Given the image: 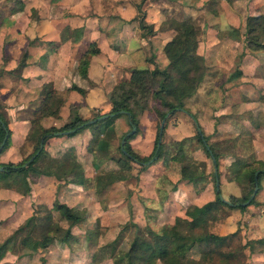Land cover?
I'll use <instances>...</instances> for the list:
<instances>
[{
  "label": "crops",
  "instance_id": "0c3cea01",
  "mask_svg": "<svg viewBox=\"0 0 264 264\" xmlns=\"http://www.w3.org/2000/svg\"><path fill=\"white\" fill-rule=\"evenodd\" d=\"M35 1L37 3H34ZM133 1L134 0H66L63 2L60 0L62 4L66 3L62 7L69 6V11L72 13L70 16H62L61 12L59 15L51 14L52 10H47V7H50L48 6L50 3H45L41 0H28V5L25 6L23 13L19 11L18 5L20 6V3H18L17 0H12L11 4L1 2L0 0V9L4 10V7L7 6V13L10 12L9 15H7V13H3V15L0 13V63L3 64L5 62L3 66L0 65L4 70V72H0V90L3 88L5 89V86L9 85V83H14L12 87L14 91L11 92V87L10 85L8 86L9 93L5 97V101L8 102L7 104L11 106L12 103L18 110L25 109L23 106L27 107V105L32 102L36 105V102L41 97L43 84L50 82L53 84L57 93L63 96L64 104L60 108L58 117L47 116L43 118V121L49 120L48 122L45 121V123H49V125H44V122H41L44 126H60L66 122V118L68 121L69 106L71 104L78 107V110L81 111L79 112L81 116L88 117L92 108L101 109L100 103L104 102L102 98L96 100L97 95H105L107 92L102 89L103 85L101 81L111 79L112 86L113 83L118 80L127 79L130 76L129 69L134 67V64H132L133 61L146 58L144 53L145 49L143 48L147 42H149L150 45L153 44V46L155 43L156 46L155 49H153L154 55L160 53L164 54L166 66L168 59L163 50L164 44L172 37L173 30L178 25L179 21L190 17L197 32L198 45L196 51L204 57L206 63L202 81L195 93L203 83L206 95L204 96L205 99L201 110H196L197 116H199H196V118L199 120L204 134L207 136L208 143L211 142L212 145H215L225 142L227 143L225 145L227 148V146L234 143V141H236V143L238 142L242 135L243 127L248 129L250 125L249 131H254V127L257 129L261 128L258 122H256L254 126L249 124V121L246 119L245 115H243L244 111L253 112L256 109L264 110V77L258 75V72H251L258 64V56L261 55H256L255 52H261L264 51V49L252 50L246 46L244 40L246 17L248 15H256L245 5L246 3L250 4L251 0L250 2L248 0H221L219 3L221 8L217 10L211 7L213 5L208 0H200L197 3H195L194 0H172L171 3L176 5L177 8L171 10L167 3L164 4L162 2L161 4H155V1L158 2V0H144V3L140 7V12L146 13L150 10L148 19L154 22L156 26L155 27L153 23L150 24V29L156 31L155 33L150 32V35L153 34V37H150V35H143L142 32L139 31L141 30L139 29V22L133 19L139 10L133 8ZM165 1L170 3L169 0ZM258 1L264 4V0H254L255 3ZM202 2L204 3L202 4ZM58 3L57 1L56 5H58ZM108 6H111V9H109ZM256 7L257 3L254 9ZM31 8L38 10V17L30 14ZM85 10H88V12H85ZM90 11L93 13H90ZM176 11H181V13L187 11L188 14L186 17L181 18ZM159 12L165 15L163 16L161 14L162 16L158 17L157 13ZM196 16L202 17L198 24L197 21L194 22ZM69 18H76V21L71 22ZM100 19H106L105 22L102 23V26L99 24L97 25ZM156 19L158 23L154 21ZM146 21L145 19L143 20L144 24ZM75 30H79L77 34L79 35L80 41L76 42L78 44L72 42V35ZM92 41L97 43L99 53L91 55L87 69L88 79H83L75 72H71L74 68V59L71 58L72 49L76 47V51L79 50L77 55L74 56L76 61L80 52ZM3 43L5 44L3 45ZM24 51L28 54L25 60L26 65L22 67V69H18L16 67ZM151 57L154 56L151 55ZM235 60L238 63L241 62L243 66L239 64L238 68L232 71V67L229 68V65ZM157 64L159 68L165 67H160L158 62ZM209 68L218 70L223 69L224 72H208ZM9 70H12V73H9ZM230 70L231 72H229ZM209 78H215L217 80V82L215 81L214 83V87H218L217 91L219 94V102L217 105L209 103V99H214L213 91L210 92V90L206 88ZM88 81H91V83L89 84ZM73 82L86 89V97L82 96L76 90L69 88L70 84ZM31 100L32 102H29ZM189 101L190 98L186 102V109L189 106ZM206 101L208 103H206ZM84 102L85 106L83 105ZM81 104L83 108L80 107ZM104 104L107 106H104L105 109H103L102 112H107L110 109L109 101L106 100ZM34 108L35 106L32 110ZM85 110L87 111L86 114H84ZM176 111L168 118H173L174 120L176 118H182V122L185 124L184 128H188V123H192L190 120L191 117L186 114L187 117L184 115H177ZM207 111H210V113L207 114ZM64 112H66V114L63 117ZM118 119L119 117L114 121V124L111 125L112 129L115 123H118ZM18 123L19 126L17 129L13 127V124L11 125L13 130L11 144L2 154H5L7 150L13 146L22 145L27 142L21 135L22 129L24 130L27 125V119L22 117L19 119ZM18 123L16 125H18ZM200 125L197 120L196 124L192 123L195 130L194 136L197 141L196 131H201L198 127ZM263 135L264 134H262V136ZM101 136L97 138V141L101 140ZM187 139L189 140L190 138H188V136L180 139L176 138L173 143H181V141H183L184 144ZM91 141H93L91 130L86 128L80 133L72 136L60 135L50 137L46 142V147L50 154L54 156L59 155V153L63 152L67 147L73 146L77 159L84 164V160L82 159L86 155L85 145ZM260 141L264 144V139ZM253 142L254 145H256L259 143V139H253ZM26 146L28 153V151H30L28 150L30 147L29 143H27ZM180 147H183V145H180ZM174 153L177 152L174 151ZM205 159H199L202 164L201 169L197 170V173H202L207 178L210 170L208 163L210 167L212 163L214 175L215 178H217V165L214 159L212 158V160L210 159L209 161L208 158V162L204 163ZM177 160L180 161V164L184 163L183 166L189 165L185 163V156L183 153L179 155ZM261 160L257 157V161ZM164 162H171V160H164ZM261 163L264 164L263 160ZM229 166L230 168L234 167L237 169L241 167V164L235 159L231 160ZM181 167L177 168L175 164L170 167L171 170L176 171V173H173L174 171L171 172V174L173 173L172 175L168 174L169 179L167 178L168 182L174 185L173 191L176 193L189 192L190 189L189 197H191V205H196L197 207L212 200L214 198L213 193L203 194L201 191L207 189L204 188L205 182H203V185L196 186L189 179L179 180ZM207 168L208 171L206 172L205 170ZM258 170L259 172L261 171L260 169ZM85 175H89L86 169ZM174 175L177 177L175 178ZM40 178L36 181H41L43 179L56 181L52 176H40ZM69 184L78 187L76 190H72V193L75 195L76 193L85 194L83 186L72 183ZM115 185L117 188L122 186L120 182L111 184L112 187H115ZM35 186L34 182L31 191L34 190ZM199 188H201L200 191L202 193L197 190ZM33 195H35V193H31V195H20L17 192H9L1 188L0 210L2 208L1 206L4 204L7 205V202L11 201L14 205V209L9 218L16 224L23 223L32 214L33 206L36 205V203L39 204L42 202L40 199H35ZM32 200L37 201L33 202ZM189 202L190 200L187 201V203ZM185 203L186 202H184V204ZM78 204H80V207H83L80 201L74 204V206L79 207ZM176 205V207H180V204ZM176 217L189 218L186 214L182 215L181 213L180 215L177 213L176 216H174L173 222ZM5 221L6 220L1 221L2 223L0 226H2ZM3 258L4 256L0 259V262Z\"/></svg>",
  "mask_w": 264,
  "mask_h": 264
},
{
  "label": "rangeland",
  "instance_id": "374dc122",
  "mask_svg": "<svg viewBox=\"0 0 264 264\" xmlns=\"http://www.w3.org/2000/svg\"><path fill=\"white\" fill-rule=\"evenodd\" d=\"M41 1L50 3L48 4V6L50 7H47V10H52L51 14L59 15L60 12L62 16H70L72 14L69 11L70 7L68 6L63 8L62 6L66 3L62 4L60 0ZM57 1L59 2L58 5H56ZM62 1L65 2L66 0ZM169 1L170 3L165 0H158V2L155 1V4H161L163 2L164 4L167 3L170 6V10L173 8H177L176 5L171 3L172 0ZM194 1L195 3H197L200 0ZM220 1L221 0H218V2L216 3L211 2L213 5L211 7H214L215 10L221 8V5H219ZM248 1L250 2V0ZM1 2L11 4L12 0H1ZM27 2L28 0H21L20 6L18 5V7H20V13H23L25 6L28 5ZM253 2L254 0H251L250 4L246 3L245 5L251 12H254L255 14H264V4L259 1L256 2L257 7L254 9L256 3ZM34 3L37 2L35 1ZM133 3V8L139 10V12L133 18L135 20H138L139 22V29H141L139 31H141L142 34L146 36L150 35V32L155 33V30L153 31L152 29H150L151 23H153V25L155 26L154 22H151L148 19L150 10H148L146 13L140 12V7L144 3V0H134ZM203 3L204 2H202V4ZM108 7L109 9H111V6ZM7 9L8 7L5 6L4 10L0 9V13L2 15L3 13H7ZM37 11V9L31 8L30 14L32 16L34 15L38 17L39 14ZM85 12H88V10H85ZM176 12L180 15L181 18L186 17V15L188 14L187 11H184L182 13L181 11ZM9 13H7V15H9ZM90 13L93 12L90 11ZM161 14L162 13L160 12L157 13L158 17L165 15ZM142 19L147 20L145 23L146 27L140 26V21ZM201 19V16H196L194 22L197 21L198 24ZM69 20L73 22L76 21V18H69ZM105 20L106 19L98 20L97 25L99 24L100 26H102V23H104ZM154 21L158 23L157 19ZM152 35L153 34H151L150 37H153ZM73 38L74 41L72 42L78 44L76 42L80 41L79 36L75 37L74 35ZM4 44L5 43H3V45ZM144 46L145 47L143 49H145L144 53L146 58L133 61V66L152 68L154 64L158 65V62L160 67H164L166 64V58L164 54H153V49H155L156 46L155 43L153 46V44L150 45L149 42H147ZM78 51H76V47H73L71 58L74 59V68V56L77 55ZM263 52L264 51L255 52L256 55H261L258 56V64L251 71L258 72V75L262 77H264ZM151 55H153L154 57H151ZM151 60L154 62L152 63ZM4 63H0V65L3 66ZM239 64L243 66L241 62L238 63L235 60L232 64L229 65V68L232 67V71H234L236 68H238ZM1 66L0 72H4V70L2 69L3 67ZM74 68L71 72H75ZM208 72H224V70L209 68ZM229 72H231V70ZM208 80L209 81L206 88L210 90V92L213 91L212 93L214 95V99H209V103L217 105L219 102V94L217 91L218 87H214V83L215 81L217 82V80L215 78H209ZM119 81L120 80H118L117 82ZM117 82L113 83V85L111 86V79H105L104 81H101V84L103 85L102 89L107 92L105 93V95H97L96 100L102 98V101H108L109 95H111V88ZM90 83L91 81L89 82V84ZM9 85L11 87L10 91H14L12 90L14 83H9ZM9 85H6L5 89L3 88L0 90V113L6 114L9 120L10 127L13 124V127L17 129L19 126V119H21L22 117L26 119L32 118L33 115H35L33 114L32 108L36 105H34L31 100L29 102L32 103L28 104L27 107L23 106L25 107V109L18 110L17 107H14L12 103L11 106L10 104H7L8 102L5 101V97L9 93ZM203 85L204 84L202 83L197 92H194L195 94L193 93L189 97V106L187 107L186 111H183L182 109L176 111L177 115H188L190 117L193 116L190 118L193 124H196L195 120H197L200 125L199 120L196 118V110H201L203 101L205 99L204 96L206 95V93L204 92ZM86 95L87 92L82 96L86 97ZM58 96L63 99V105V96H61L59 93ZM166 98L168 100V97ZM85 102L83 104L84 106ZM104 102L100 103L101 109L92 108L91 113L88 117H93L94 113H96V111H94L93 109L99 110L100 113H104L102 112V110L105 109L104 106H107L106 104H104ZM206 103L208 102L206 101ZM71 106L72 104L69 106V113ZM148 106L149 107L144 111L141 117L142 121L139 120L141 122L139 123V127H134L135 129L133 132H131L132 128H130L127 124L126 118L124 116H120V121L118 119V123H115L113 129L111 128V125L108 126V128H104L103 133L101 134L103 137L100 135L101 140L97 141V139H95L96 142L91 141L87 145H85L86 155L82 160H84V169L87 170L89 174L88 177L90 179L89 185L84 187L85 194L76 193V195H79L76 196L74 193H72V190H76V188L78 187L70 185L69 183L63 181H54L51 179L36 181L40 177L36 179L34 176L31 177V179L34 180L36 186L30 193H35V195H33L35 199L42 200L41 203H43L44 205L51 207V204L55 199L59 200L60 202H64L69 206H74V204L79 201L82 203L83 207H80V204H78L79 207L77 206V208L80 209L81 212H83V218L79 223L72 226L71 228V231L75 236V239L71 241V243L67 244L55 239L49 246L45 248L39 247L36 241H34L33 238L29 235L30 226H23L24 222L16 224L9 218L14 209L13 203L11 201H8L7 205L4 204L3 206H1L2 208L0 210V225L2 223L1 221H6L2 226H0V244L4 241V239H10L6 246L7 252L0 264H114L111 257H99L96 254L100 246L118 237V241L120 243L119 247L127 248L130 240L136 232V226H139L144 230L146 227H150L153 230L159 231L164 226L172 224L174 216H176L177 213L180 215L181 213L182 215L186 214V216L192 220V223L189 227V232L192 234H204L208 231L225 234L237 230L239 234L238 241H240L242 244H246V247L244 248V261L241 264H264V173L259 175L258 177L259 184L256 194L254 195V204L247 205L244 210H240L237 207L232 209L227 207L222 208L221 210H218L216 212V220H210L204 216H198L199 214L193 220L192 211L197 206L191 205V197H189L190 189L189 192L176 193L173 191L174 185L168 182V174L172 175L173 173H176L175 170L170 169L171 165L175 164L176 167L179 168L183 166L184 163L180 164L179 160H171L173 164L171 162L165 163V159H158L157 161L153 162V159H151L145 163L147 167L144 169L145 171H143L140 170L139 165L135 162L124 160L118 150V147H122L124 143V137L120 139L121 134L124 131H127V134H132L136 130H138L136 132L137 134L135 133V137L131 139L134 141H129L131 147L136 153L140 155H148L152 151L157 124L162 123V120H159L160 118L156 111V109L159 108L161 104L157 97H155L154 95H150L148 99ZM80 107H82V104ZM78 111L81 112L80 110ZM86 112L87 111L85 110L84 114H86ZM209 113L210 111H207V114ZM65 114L66 112L63 113V117L65 116ZM243 115H245L246 119L249 121V124L254 126L256 122H258L261 128L257 129L256 127H254V131H252L251 129V131H249L248 129L250 125L248 126V129L243 127L242 135L240 136L238 142L236 143V141H234V143L228 145L227 148L225 147V145L227 144L225 142L215 145H212L211 142H209L211 148L214 149L219 157L217 160V179L219 182L218 188L220 189L221 197L223 200H228L231 196L240 198L250 189V184L246 179L241 182L240 179H237L240 168H230L229 165L231 164V160L236 159L241 165L245 164L246 162H251L256 168L264 169V165L261 164L262 160L264 162V144L260 141L264 139V135L262 136V134H264V110L256 109L253 112L244 111ZM43 120L44 119L42 118L40 122H44V125H49V123H45V121L48 122L49 120ZM65 120L67 122V118ZM182 120V118H176L175 120L173 118H168V121L165 123V125L163 122V127L165 128L163 136V147L165 148V150L170 149L171 151H176L177 147L173 143V141H175L174 139H180L188 136V138L190 139H187L184 144L183 141L179 143V145H183V147H180L181 153H183L185 156L184 161L186 164L188 163L189 165H195L196 167H198L197 170H200L202 163L201 161H199V159L204 160L207 157L204 162L206 163L208 162V158L210 161V157L206 156V152L203 151L202 145L199 141L196 140L194 136L195 130L192 126V123H188V128H184L185 124L182 122ZM17 123L18 125H16ZM27 123H29L28 119ZM253 139H259V143L254 145ZM25 140L27 141L26 143L9 148L5 154L1 153L0 162L11 161L15 163L23 159L28 154L26 150L27 143H29L30 146L28 150H32L33 147L29 140ZM257 157L262 160L257 161ZM94 163H96V165ZM208 166L210 170L207 180L204 181V188L207 189L201 190V188H199L197 190H201L203 194L213 193L214 196L215 190L217 189L216 178L213 171V164L211 163L210 167V164L208 163ZM205 171L207 172L208 168ZM171 172L173 173L171 174ZM174 177L176 178L177 176L174 175ZM227 181L232 183H228ZM117 182H120L122 186L119 188H117L116 185L115 187H112L113 185L111 186L112 183L115 184ZM188 200H190L189 203H187ZM32 201L34 202L37 200ZM184 202L186 203L184 204ZM176 204H180V207H176ZM61 224L63 226H66L67 222L63 221ZM18 228L21 229L18 231ZM57 234L61 236L62 232L57 230ZM34 245L36 246L34 247ZM155 264H161V262L157 260Z\"/></svg>",
  "mask_w": 264,
  "mask_h": 264
},
{
  "label": "trees",
  "instance_id": "16d2710c",
  "mask_svg": "<svg viewBox=\"0 0 264 264\" xmlns=\"http://www.w3.org/2000/svg\"><path fill=\"white\" fill-rule=\"evenodd\" d=\"M208 1L218 2V0ZM17 2L21 4L20 0H17ZM140 22L141 27H146L143 19ZM77 32L78 30H75L73 34ZM74 35L75 37L79 36L78 34ZM74 35H72V41H74ZM244 38L248 48L252 50L264 49V14L248 15L246 17ZM197 45V32L192 19L187 17L179 21L173 30L172 37L163 47L168 59L167 65L164 68H159L156 64L152 68H130V76L117 82L111 89V95L108 99L110 109L104 113L93 109L96 113L93 117L91 116L92 118L81 116L77 106L72 105L67 122L60 126H44L40 120L47 116L58 117L63 99L58 96L52 83L43 84L41 97L33 109L35 115L32 118H27L29 123H27L24 130L22 129V134L20 133L31 142L33 145L32 150L18 162H0V189L9 192L14 191L20 195H28L34 182L31 179L33 176L35 179L40 176H52L58 181L83 187L88 186L90 179L85 175L84 165L76 157L75 148L69 146L59 155L53 156L46 147L47 140L53 136H72L89 128L92 133V140L96 142L95 139L103 133L104 128L113 125L114 121L120 116L126 118L130 128H138L139 123H141L139 120L149 107L148 99L150 95H154L159 99L161 106L156 111L159 120H164L165 125L168 117L176 110L186 111V100L195 92L202 81L206 63L204 57L197 53ZM96 53H99V49L94 41L89 42L80 52L78 60L75 61L74 69L75 73L81 78L88 79L87 69L90 57ZM27 55L26 51L21 54L16 68L22 69L26 65ZM11 71L9 70V73H12ZM69 88L76 90L81 95L86 93L84 88L74 82L70 84ZM166 97H168V100ZM121 110L123 112H120ZM109 113L112 115L104 119L84 123ZM79 125L81 127L77 128ZM198 127L201 131H196V137L207 156L211 160L213 158L217 165L218 154L211 148L201 126ZM164 129L163 127L160 133V124H157L152 151L148 155H140L131 147L129 141L135 137L138 130L132 134H127V131H124L120 136V139L124 137L123 146L118 147L121 157L124 160L138 164L140 170H144L147 167L145 163L151 159H153V162L161 158H165L167 161L177 160L181 154L180 145L174 142L177 147L175 152L177 153H174V150H165L163 147ZM12 134L13 130L9 125L7 115L0 113V144L6 135L0 154L10 146ZM159 139L160 142H158ZM31 157L32 159H30ZM94 164L96 165V163ZM257 169H261L257 175L258 186V177L264 173V169L256 168L251 162L242 164L237 179H240V182L244 179L248 181L250 184L248 192L240 198L231 196L225 201L221 197L220 189H216L212 200L194 208L192 211L193 220L198 214V216L216 220V212L222 208L232 209L237 207L244 210L247 205L254 204V196L251 199L249 198L255 186L254 172ZM181 179H189L194 185L200 186L207 178L204 174L197 173L195 165H187L180 168L179 180ZM246 201L248 202L245 203ZM82 218L83 212L80 209L55 199L51 207L41 203L34 205L32 214L25 220L23 226H30L29 235L39 247L45 248L55 239L67 244L71 243L75 239L71 228L79 223ZM63 221L67 222L66 226L61 224ZM191 223L192 220L189 218L176 217L172 224L164 226L159 231L150 227H146L144 230L136 226V232L127 248L119 247L120 243L117 237L100 246L96 254L99 257H111L114 264H155L157 260L161 264H241L244 261L246 244L238 241L239 234L237 230L225 234L211 231L204 234H192L189 232ZM20 229L18 228V231ZM57 230L62 232L61 236L57 234ZM9 239H5L0 244V259L7 251L6 246Z\"/></svg>",
  "mask_w": 264,
  "mask_h": 264
},
{
  "label": "water",
  "instance_id": "95a60500",
  "mask_svg": "<svg viewBox=\"0 0 264 264\" xmlns=\"http://www.w3.org/2000/svg\"><path fill=\"white\" fill-rule=\"evenodd\" d=\"M120 112H123L122 110L120 111ZM109 115H112L111 113H109V114H104V115H101V116H98V117H96V118H93V119H90V120H88V121H86V122H84V123H92V122H95V121H98V120H100V119H104L105 117H107V116H109ZM79 127H81V125H79V126H77V128H79ZM162 128H163V120H162V123L160 124V133H161V131H162ZM134 127H132V129H131V132H133L134 131ZM74 130V129H73ZM73 130H71V131H73ZM5 139H6V135L4 136V138H3V140H2V142H1V144H0V151H1V149H2V147H3V145H4V142H5ZM123 141V140H122ZM158 142H160V139L158 140ZM121 145H122V142H121ZM42 146V145H41ZM30 159H32V157L30 158ZM258 173H259V170H256L255 171V173H254V179H255V186H254V189H253V192H252V194H251V196H250V198L249 199H251L253 196H254V194L256 193V191H257V175H258ZM218 179L216 178V188L218 189ZM225 201H227V200H225ZM248 201H246L245 203H247ZM230 203V202H229ZM244 204V203H243Z\"/></svg>",
  "mask_w": 264,
  "mask_h": 264
}]
</instances>
